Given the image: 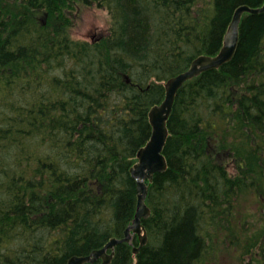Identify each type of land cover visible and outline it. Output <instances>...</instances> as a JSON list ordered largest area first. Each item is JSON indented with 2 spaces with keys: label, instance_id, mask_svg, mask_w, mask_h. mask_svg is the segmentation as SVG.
Here are the masks:
<instances>
[{
  "label": "trees",
  "instance_id": "obj_1",
  "mask_svg": "<svg viewBox=\"0 0 264 264\" xmlns=\"http://www.w3.org/2000/svg\"><path fill=\"white\" fill-rule=\"evenodd\" d=\"M85 3L108 9L98 41L67 32ZM263 3L0 0V264H63L122 237L165 82L218 52L239 5ZM167 127L147 241L109 264H203L212 243L264 264V12L242 15L229 61L179 88Z\"/></svg>",
  "mask_w": 264,
  "mask_h": 264
},
{
  "label": "water",
  "instance_id": "obj_2",
  "mask_svg": "<svg viewBox=\"0 0 264 264\" xmlns=\"http://www.w3.org/2000/svg\"><path fill=\"white\" fill-rule=\"evenodd\" d=\"M261 9H257V12ZM95 38L93 41L98 40ZM238 41V33L230 32L225 36V46L218 56L212 58L209 56H200L195 59L190 68L177 77L169 78L165 84V95L160 104L152 106L148 111V118L153 126V132L149 141L140 147L136 153L138 161L130 168L133 177L137 184V209L133 222L124 230L122 237H112L102 248L94 249L85 256L70 257L63 264H94L97 260H101V264H109L113 257L114 246L122 241H128L131 237V230L136 232L140 238V244L134 246L132 251L136 254L140 247L146 242V231L141 224V218H145L149 214V208L146 205L145 197L148 191L146 180L150 181L155 172L164 171L166 169V161L162 154V149L165 144L168 130L166 123L171 113L175 96L184 81L194 77L203 70L219 66L228 61L235 50ZM111 249L110 253L106 250Z\"/></svg>",
  "mask_w": 264,
  "mask_h": 264
},
{
  "label": "rangeland",
  "instance_id": "obj_3",
  "mask_svg": "<svg viewBox=\"0 0 264 264\" xmlns=\"http://www.w3.org/2000/svg\"><path fill=\"white\" fill-rule=\"evenodd\" d=\"M83 4H76L73 10L69 12L70 28L67 32L70 38L92 40L100 37V34L104 35L109 27L108 9L98 6L96 3ZM203 264L241 263L240 259L235 256V252L229 246H224L221 243L213 245L212 243L209 244L208 250L204 255Z\"/></svg>",
  "mask_w": 264,
  "mask_h": 264
},
{
  "label": "bare ground",
  "instance_id": "obj_4",
  "mask_svg": "<svg viewBox=\"0 0 264 264\" xmlns=\"http://www.w3.org/2000/svg\"><path fill=\"white\" fill-rule=\"evenodd\" d=\"M257 9H261V10H260V11H257V12H252V11H256ZM4 11H5V10H4ZM245 12H247V13H251V14H256V13L264 12V3H263L261 6H259V7H255V8L250 7V6L247 5V4L239 5V6L235 9V11H234V13H233L232 19H231V21H230V23H229V25H228V27H227V30H226V32H225L224 37H223L222 46H221V48L218 50V52L215 53V54H203V55H200V56H209V57H212V58L218 56L219 53L221 52V50H222V49L224 48V46H225V36H226V35H229L230 32H236V34L238 33V40H239V27H240V22H241L242 15H243ZM105 34H106V33H105ZM105 34H104V35H105ZM100 35H101L102 37L104 36L103 34H100ZM94 39H95V38H94ZM94 39H93V40H94ZM237 45H238V41H237V44H236L235 50H236V48H237ZM235 50H234V53H235ZM234 53H233V55H234ZM233 55H232V57H233ZM200 56H198V57H200ZM198 57H197V58H198ZM232 57H231V58H232ZM197 58H195V59H197ZM231 58H230V59H231ZM195 59H194V60H195ZM230 59H229V60H230ZM194 60H193V61H194ZM229 60H228V61H229ZM193 61H192V62H193ZM192 62H191V64H192ZM226 62H227V61H226ZM226 62H224V63H226ZM224 63H223V64H224ZM191 64H190V66H191ZM223 64H220L219 66H216V67H212V68H210V69L219 68V67L222 66ZM190 66H189V68H190ZM186 70H187V69H186ZM186 70H184V71H182V72H180V73H178V74L172 76V78L179 76L180 74L184 73ZM207 70H208V69H207ZM203 71H205V70H203ZM203 71H201V72H203ZM201 72H200V73H201ZM200 73H198V74H200ZM198 74H196V75H198ZM196 75H195V76H196ZM192 78H193V77H192ZM188 80H189V79H188ZM186 81H187V80H186ZM186 81H184L183 84H184ZM183 84H182V85H183ZM182 85H181V86H182ZM174 100H175V99H174ZM156 105H157V104H156ZM172 107H173V106H172ZM171 111H172V110H171ZM170 114H171V113H170ZM169 116H170V115H169ZM168 118H169V117H168ZM151 125H152V124H151ZM166 127H167V123H166ZM167 130H168V127H167ZM152 132H153V126H152ZM152 132H151V135H152ZM168 134H169V130H168ZM167 137H168V135H167ZM150 138H151V136H150ZM150 138H149V139H150ZM166 140H167V138H166ZM148 141H149V140H148ZM165 143H166V141H165ZM164 145H165V144H164ZM163 148H164V146H163ZM162 154H163V156H164V158H165V155H164V153H163V149H162ZM136 157H137V155H136ZM137 161H138V158H137ZM137 161H136V162H137ZM165 161H166V158H165ZM136 162H135V163H136ZM135 163H134V164H135ZM134 164H133L131 167H133ZM166 164H167V161H166ZM131 167H130V168H131ZM166 168H167V166H166ZM165 170H166V169H165ZM165 170H164V171H165ZM130 172H131V171H130ZM159 172H163V171H159ZM131 174H132V173H131ZM153 175H154V174H153ZM132 176H133V175H132ZM133 178H134V177H133ZM134 179H135V178H134ZM152 179H153V177H152ZM152 179H151V180H152ZM151 180H150V181H151ZM135 181H136V180H135ZM146 184H147V183H146ZM136 185H137V184H136ZM146 196H147V194H146ZM137 197H138V195H137ZM145 201H146V197H145ZM136 203H137V201H136ZM146 205H147V203H146ZM147 206H148V205H147ZM148 208H149V207H148ZM136 209H137V205H136ZM135 213H136V212H135ZM134 216H135V215H134ZM134 216H133V219H134ZM145 218H146V217H145ZM133 219H132L131 223H130L128 226H130V225L132 224ZM142 219H143V218H141V224H142ZM128 226H127V227H128ZM142 226H143V224H142ZM127 227H126V228H127ZM143 228L145 229L144 226H143ZM145 231H146V230H145ZM123 234H124V233H123ZM135 235H136L137 238H138V245H139V244H140V238H139V235H138L136 232H133L132 230H131V237H130L129 242H128V241H122V242L117 243L116 245H118V244H120V243H125V242H126V243H129V244H132V241H133V238H134ZM114 237H115V236H114ZM111 238H112V237H111ZM111 238H110V239H111ZM117 238H118V237H117ZM110 239H109V240H110ZM109 240H108V241H109ZM108 241H107V242H108ZM146 241H147V232H146ZM107 242H106V243H107ZM106 243H105V244H106ZM145 243H146V242H145ZM145 243H144V244H145ZM105 244H104V245H105ZM144 244H143V245H144ZM104 245H103V246H104ZM116 245H115V246H116ZM138 245H137V246H138ZM143 245H142V246H143ZM103 246H102V247H103ZM115 246H114V249H113V252H114V253H115ZM135 246H136V245H135ZM137 246H136V247H137ZM142 246H141V247H142ZM102 247H101V248H102ZM141 247H140V248H141ZM98 249H99V248H98ZM106 252H107V253H110V252H111V249H107ZM114 253H113V255H114ZM73 256H85V255H73ZM73 256H71V257H73ZM97 261H98V260H97ZM97 261H96V262H97ZM96 262H95L94 264H96ZM65 263H66V262H65ZM99 264H101V262H100Z\"/></svg>",
  "mask_w": 264,
  "mask_h": 264
},
{
  "label": "flooded vegetation",
  "instance_id": "obj_5",
  "mask_svg": "<svg viewBox=\"0 0 264 264\" xmlns=\"http://www.w3.org/2000/svg\"><path fill=\"white\" fill-rule=\"evenodd\" d=\"M43 23H44V21H43ZM92 41V40H91Z\"/></svg>",
  "mask_w": 264,
  "mask_h": 264
}]
</instances>
